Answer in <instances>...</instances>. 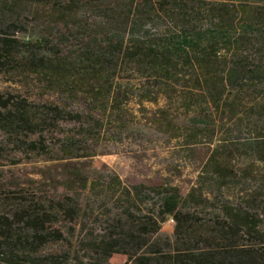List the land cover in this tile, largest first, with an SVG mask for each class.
<instances>
[{"label": "trees", "instance_id": "16d2710c", "mask_svg": "<svg viewBox=\"0 0 264 264\" xmlns=\"http://www.w3.org/2000/svg\"><path fill=\"white\" fill-rule=\"evenodd\" d=\"M200 1L0 0V76L41 98L0 91V160L21 163L11 147L60 168L27 183L0 172V264H264V181L250 187L231 165L235 151L264 165V136L211 140L188 187L81 162L95 154L79 134L122 114L127 91L156 104L192 88L181 102L194 125L204 98L238 120V96L264 92V0ZM61 122L72 129L53 137Z\"/></svg>", "mask_w": 264, "mask_h": 264}, {"label": "rangeland", "instance_id": "374dc122", "mask_svg": "<svg viewBox=\"0 0 264 264\" xmlns=\"http://www.w3.org/2000/svg\"><path fill=\"white\" fill-rule=\"evenodd\" d=\"M209 2V0L200 1L204 3L203 5ZM245 53L251 55L250 58L254 56L253 49L245 50ZM179 81L183 85L191 86V81L187 79ZM36 86L34 82L29 83L28 86L24 83L13 84L6 77L0 76L1 92L11 91L30 99H41L40 91ZM189 89L195 93L192 88L176 87L175 91L160 96L156 104L140 103L136 96H131L127 91L130 102L123 107L122 114L113 115L110 119L102 118L101 125L96 127L94 132L79 134L80 141L84 145L82 146L95 154L91 158L82 159L83 165L96 170H112L125 183L128 176L146 175L152 178L160 175L175 185L188 187L196 179L202 159L204 160L205 153L211 147V140L218 142L234 137L248 139L264 136V92L261 89L248 90L238 96L240 99L236 107L238 120L220 119L219 112L216 114L215 110L206 107L204 98L201 102L205 115L195 125L192 118L198 117L193 112V106L187 111L181 102L184 95L194 94ZM195 98L193 97L192 100H196ZM72 127V123L61 122L57 128L58 132H54L53 137L59 138L68 133ZM194 128L201 130L196 138L198 143L187 145L183 138L186 134L195 131ZM3 135V132H0V140ZM6 149L11 155L20 157L22 161L12 165L10 158H3L0 160V172L6 171L25 183L38 178L39 175L33 172L51 177L60 169L56 167L59 165L58 162L49 164L35 161L36 159L28 162L23 155H20V151L11 147ZM231 165L236 169L237 175L245 177L244 180L250 187L259 186L264 181V165L255 162L250 155L238 154L235 151ZM239 188V186L230 188L228 194L236 198ZM201 212L198 216L203 218L208 216L205 215L208 213L207 209ZM172 224L167 219L162 230L166 234L171 233ZM254 245L258 246V244Z\"/></svg>", "mask_w": 264, "mask_h": 264}]
</instances>
